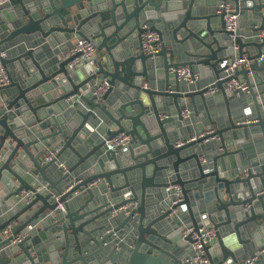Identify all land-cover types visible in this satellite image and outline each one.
Wrapping results in <instances>:
<instances>
[{"label": "water", "instance_id": "95a60500", "mask_svg": "<svg viewBox=\"0 0 264 264\" xmlns=\"http://www.w3.org/2000/svg\"><path fill=\"white\" fill-rule=\"evenodd\" d=\"M226 2L237 15L234 31L226 27ZM261 30L264 0L1 6L0 50L10 48L2 59L10 81L0 86V264H186L194 240L184 228L202 225L217 230L216 243L204 246L208 264H241L247 252L258 255L253 264H264ZM147 31L159 35L155 53L142 49ZM77 38L96 42V64L68 67L73 56L63 54ZM235 55L251 61L235 73L249 85L244 94L226 87ZM181 67L203 81L186 82ZM102 77L109 87L97 96ZM240 95L239 115H210L206 127L198 125L210 133L176 145L192 130L180 121H188L186 111L198 113L200 100L223 98L229 106ZM120 133L131 142L108 149ZM56 159L68 171L56 168ZM174 184L182 188L176 203L166 190ZM19 234L26 236L13 242Z\"/></svg>", "mask_w": 264, "mask_h": 264}, {"label": "built area", "instance_id": "2783aa9c", "mask_svg": "<svg viewBox=\"0 0 264 264\" xmlns=\"http://www.w3.org/2000/svg\"><path fill=\"white\" fill-rule=\"evenodd\" d=\"M9 0H0V7L5 5ZM223 8L227 10L226 14V27L229 31H234L236 28V17L237 15L234 14V8L232 7L230 2H226L221 5ZM259 37L264 36V30H261L258 34ZM160 48V41H159V35L155 31H147L142 36V49L146 53H155ZM97 53V45L96 42L93 39L90 38H77L73 45L63 54L64 58L73 56V59L69 61L68 67L73 68L77 66L78 64H81L83 62L89 61L92 65L96 64V61L94 59V56ZM8 55L7 49H1L0 50V86L5 85L9 83V75L7 67L3 64L2 59L5 58ZM264 55L262 56V58ZM251 63L250 59L247 56H239L235 55L232 59V61L229 63V65L226 68V73L228 76H232L230 80L226 82V87L229 91L235 92V91H241L246 92L249 90V85L245 80H242L241 78H237L235 76L236 70L240 69L243 66H249ZM179 74L183 80H185L188 83H192L193 81H196L199 79V76L197 73H195L194 78L190 74V70L188 67H181L178 69ZM109 87V82L107 77H102L100 80L96 82L93 88V94L97 96H101ZM186 114L188 112L186 111ZM251 119H246L244 122L248 123L251 122ZM212 129L201 131L186 140L177 141L176 145L180 146L188 141L196 140L200 137L205 136L207 133H210ZM131 142V137L126 133H120L107 142L108 149L111 150H118L122 146H126ZM60 147L49 149L44 157V161H50L54 158H56L57 153L59 152ZM55 163L60 167L63 172L68 171V166L59 159L55 160ZM95 183V182H94ZM94 183L91 184V186L94 185ZM166 190L168 192L174 191L175 193V200L174 203L180 201L182 199V188L179 184L169 185L166 187ZM56 199L60 197V194H56ZM134 206L137 205V203H133ZM59 209H64V206L62 203H59L57 206ZM129 208V204L123 205L117 209L114 210L113 213H118L120 211H125ZM5 232H8V229L5 230ZM184 235L190 234L193 238V249L194 254L186 259V264H208L209 260L207 258L206 252L204 250L205 245H213L217 241V230L212 225H202L199 228H195L194 226H186L183 231ZM26 234H19L13 239V242H19L21 241ZM258 256L255 255L253 257H249L246 259H243L241 261V264H253L257 260Z\"/></svg>", "mask_w": 264, "mask_h": 264}, {"label": "crops", "instance_id": "0c3cea01", "mask_svg": "<svg viewBox=\"0 0 264 264\" xmlns=\"http://www.w3.org/2000/svg\"><path fill=\"white\" fill-rule=\"evenodd\" d=\"M4 49L9 50L10 48H8L7 46L4 47ZM250 51L252 52V48H249ZM48 54V49L47 51L44 52V55L47 56ZM14 68V67H13ZM242 80H244V78L241 76L240 77ZM203 80L202 78H199L198 80H196V84L197 83H201ZM239 94H244L245 92H241L239 91ZM243 95H240V101L238 102H233L230 103L229 106L226 105L225 101L223 100V98H212L210 102H208L207 105H205L201 100L199 101V103L197 104V109H198V113L197 114H193V112L190 111V113H188L187 120L188 121H180L181 123V128L182 129H187L188 127H191V131H187L186 133L183 134L180 138H178L176 140L177 141H181L184 140L185 138H189L201 131H205L201 128L198 127L199 124H204L205 127L209 124L207 117L208 116H212L213 119L216 120H221V118H224L227 113H232L233 115H239L240 111H242L243 108V103L245 101L244 97H242ZM249 105H252V102H249ZM251 118H253L254 116H249ZM207 130V129H206ZM217 138H211L209 140H205L204 143H213V141H215ZM201 143V144H204ZM195 149V148H194ZM65 162V161H63ZM56 168L58 167V165H55ZM59 168V167H58ZM152 195V194H151ZM150 205V204H149ZM243 237L246 238V235L243 233ZM252 241L250 243H247V246L250 248L252 247ZM251 244V246H250ZM251 250V249H250ZM253 251H255V249H252ZM261 254L264 253V250H260ZM256 253V252H255ZM257 254H254L253 252H247V256L244 257L243 259L249 258V257H253ZM258 256V255H257Z\"/></svg>", "mask_w": 264, "mask_h": 264}]
</instances>
